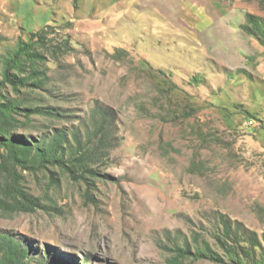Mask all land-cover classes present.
I'll use <instances>...</instances> for the list:
<instances>
[{"label":"rangeland","instance_id":"obj_1","mask_svg":"<svg viewBox=\"0 0 264 264\" xmlns=\"http://www.w3.org/2000/svg\"><path fill=\"white\" fill-rule=\"evenodd\" d=\"M246 13L264 22V0H0V55L48 25V48L65 37L73 47L46 50L53 96L39 103L61 116L33 115L18 133L58 127L86 138L96 106L110 115L93 184L58 168L55 183L23 172L41 206L0 208V233L28 246L32 264H169L195 235L225 255L214 235L226 217L257 234L259 260L264 46L241 28Z\"/></svg>","mask_w":264,"mask_h":264},{"label":"trees","instance_id":"obj_2","mask_svg":"<svg viewBox=\"0 0 264 264\" xmlns=\"http://www.w3.org/2000/svg\"><path fill=\"white\" fill-rule=\"evenodd\" d=\"M241 28L255 37L264 46L263 19L253 13H246V22ZM54 26H46L32 31L29 39L19 37L15 45L0 55V208L12 211L34 212L40 207L39 199L29 194L23 185V172L36 174L45 171L50 182L55 183L56 170L65 172L76 181H83L87 188L98 171L91 163L104 144L108 128L109 111L96 106L92 114V129L86 131V138L78 130L68 133L58 127L51 128L37 138L21 135L18 130L32 122L33 115H43L51 119L60 117V108L51 104H40L46 97H52L47 89L46 50L58 56L62 50L73 47L65 37L59 44H49L48 36ZM5 38L0 36V40ZM51 43V42H50ZM126 54L117 50L113 56ZM41 91V93H40ZM39 93L36 100L32 95ZM38 102V103H37ZM194 107L182 112L184 118L195 113ZM99 136L98 144L93 138ZM219 232L214 235L215 244L225 255L200 235L193 237L196 246L185 241L172 249L169 264H187L188 260H207L216 264H264V250L259 260L255 251L261 242L255 232L249 234L233 226L226 217L221 219ZM30 248L22 241L0 233V264H32ZM227 258V259H226ZM57 264L54 259L43 260L40 264Z\"/></svg>","mask_w":264,"mask_h":264}]
</instances>
